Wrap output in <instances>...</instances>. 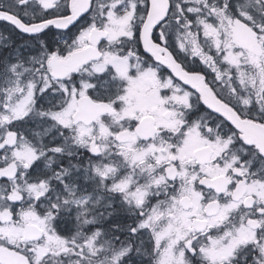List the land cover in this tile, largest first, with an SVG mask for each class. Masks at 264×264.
<instances>
[{"label": "snow or ice", "instance_id": "6c2138e0", "mask_svg": "<svg viewBox=\"0 0 264 264\" xmlns=\"http://www.w3.org/2000/svg\"><path fill=\"white\" fill-rule=\"evenodd\" d=\"M0 264H264V0H0Z\"/></svg>", "mask_w": 264, "mask_h": 264}]
</instances>
